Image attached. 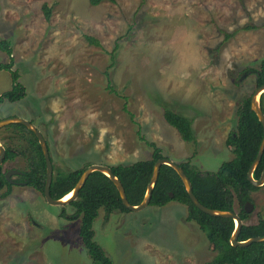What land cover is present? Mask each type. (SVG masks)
Listing matches in <instances>:
<instances>
[{
    "label": "rangeland",
    "instance_id": "374dc122",
    "mask_svg": "<svg viewBox=\"0 0 264 264\" xmlns=\"http://www.w3.org/2000/svg\"><path fill=\"white\" fill-rule=\"evenodd\" d=\"M0 39L10 42L12 69L25 88L22 99L0 104V120L20 117L36 126L53 175L150 159L147 142L176 163L216 171L233 157L225 140L264 57V0H0ZM8 61L0 50V64ZM10 87L9 73L0 70V93ZM164 107L191 120L196 144L166 123ZM8 125L0 127V145L26 152ZM27 165L23 155L1 165L12 182L5 196L0 187V264H93L75 208L50 205L17 182ZM250 197L245 224L264 215V189ZM186 216L176 201L109 215L100 209L94 239L112 264H203L215 252Z\"/></svg>",
    "mask_w": 264,
    "mask_h": 264
},
{
    "label": "trees",
    "instance_id": "16d2710c",
    "mask_svg": "<svg viewBox=\"0 0 264 264\" xmlns=\"http://www.w3.org/2000/svg\"><path fill=\"white\" fill-rule=\"evenodd\" d=\"M100 1L89 0L92 5H97ZM42 9L45 19L48 20L50 8L43 5ZM229 35L226 33L225 37L227 38ZM85 39L89 44L100 46L99 41L92 36L85 35ZM0 50L5 52L9 59L7 63L0 64V70L7 71L11 81L10 89L0 93V104L4 100L15 102L25 96V88L19 81L18 71L12 69L13 57L10 42L0 39ZM110 58L109 66H112L115 64L116 58L111 53ZM248 72L251 71L249 69L241 71L242 74ZM253 72L254 86L258 87L264 84V57L260 59L258 68ZM107 88L110 92L117 94L109 83ZM251 94L239 100L236 109L235 130L225 140L226 145L233 153L230 160L223 161L216 171L205 172L197 170L188 161L178 163L190 180L194 196L203 206L214 210L233 211L242 222L248 217V213L244 210V204L247 201L251 202V192L259 188L264 189V184L260 187L254 186L247 178L248 169L255 159L263 133L260 121L254 111L250 109ZM259 102L264 114V92L260 95ZM163 116L166 123L178 132L182 141L196 144L192 122L189 118L167 107L163 108ZM7 127L12 128L27 143L28 150L19 152L14 147H5L3 162L13 160L17 155L27 157V169L20 171L17 182H21L43 195L46 165L37 137L20 123H11ZM147 144L152 148L150 159L129 164L110 165L112 173L122 183L126 198L131 205H138L142 201L152 175L154 162L165 157L155 143L147 142ZM48 151L51 163H53L49 147ZM1 165L0 187L6 186L7 189L2 193V196H5L10 192L11 184L5 178V172ZM84 169L61 171L52 175L50 196L53 199H60L68 194L74 188ZM263 169L264 151L253 171V178L258 179ZM170 201L186 205V220L193 221L198 226L215 252L214 256L203 264H264V241L253 242L243 247L231 245L229 239L234 230L233 219L212 216L200 211L191 202L175 170L162 164L148 205L163 206ZM69 205L75 208V216L80 218L78 235L91 262L93 264H112L104 249L94 239L93 223L100 209H103L108 215L115 211H129L122 204L113 182L100 171L91 172L80 188L77 198ZM62 209L64 210V208ZM255 236H264V215L256 223L245 224L243 222L237 240L243 241Z\"/></svg>",
    "mask_w": 264,
    "mask_h": 264
},
{
    "label": "water",
    "instance_id": "95a60500",
    "mask_svg": "<svg viewBox=\"0 0 264 264\" xmlns=\"http://www.w3.org/2000/svg\"><path fill=\"white\" fill-rule=\"evenodd\" d=\"M263 92H264V84H262L258 87H255L251 96H250V109L252 111H254V113L256 114L258 120L260 121V123L262 125V130H263L262 139H261L260 144L258 146V150H257L256 156H255V159L251 163V165L248 169V172H247L248 180L254 186H257V187H260L264 184V169L262 170L260 177L258 179H254L253 175H252L253 171H254L255 167L257 166L258 162L260 161L262 154H263V151H264V114L260 108V102H259L260 95ZM11 123H20V124L24 125L26 128L31 130L38 139V142H39V145L41 147L43 157L45 160V165H46V179H45V185H44V190H43V196H44L45 201L50 205L63 206V205L69 204L71 201L75 200L78 196V192H79L80 188L84 185L89 174L93 171H100V172L104 173L106 176H108L110 178V180L113 182V184L115 185V187L119 193L120 200H121L122 204L124 205V207L127 208L129 211H139L149 204L151 192H152V189L156 183L160 166L162 164H165V165L172 167L175 170V172L177 173V175L180 177V179H181V181L185 187V190H186L191 202L194 204L195 207H197L200 211H202L206 214L212 215V216L231 217L233 219L234 230H233V232L230 236V239H229L231 245L243 247V246H247L253 242L264 241V236H255V237H251V238H248L246 240H243V241H238L237 240L238 233H239L240 228L243 224L240 217L233 211L214 210V209H210V208L203 206L197 200V198L194 196V194L192 192V186H191L190 180L186 176V174L184 173L182 168L179 166V164L172 161L169 158H166V157L160 158L154 162L150 181L147 185L143 199L138 205H131L128 202V200L126 198L124 187H123L122 183L120 182V180L114 176V174L112 173V171L110 169V166L102 165V164H92L83 170V172L80 175L78 181L76 182L74 188L69 192V193H71L69 198H67L66 200H62V198L64 197L63 196L60 199H53L50 196V185L52 182V175H53L52 163L50 160L48 147H47V144H46V141H45L43 135L36 128V126H34L30 121H28L24 118H20V117H10V118H6V119H2V120H0V127L6 126V125L11 124ZM4 155H5V149L3 146L0 145V165L3 162ZM11 173H12L11 171H7L5 173V178L7 179L8 182H12L9 179V175ZM16 173L20 174L21 172L17 171ZM170 195H171V193H170ZM252 209H253V204L249 201L245 202V204H244L245 212H250Z\"/></svg>",
    "mask_w": 264,
    "mask_h": 264
},
{
    "label": "bare ground",
    "instance_id": "6f19581e",
    "mask_svg": "<svg viewBox=\"0 0 264 264\" xmlns=\"http://www.w3.org/2000/svg\"><path fill=\"white\" fill-rule=\"evenodd\" d=\"M70 194H71V193L66 194V195L62 198V200H66L67 198H69Z\"/></svg>",
    "mask_w": 264,
    "mask_h": 264
}]
</instances>
